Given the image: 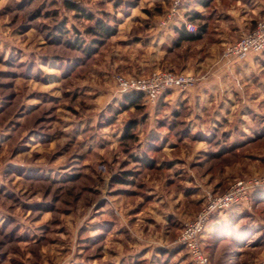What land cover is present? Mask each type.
I'll return each mask as SVG.
<instances>
[{
    "label": "rangeland",
    "instance_id": "1",
    "mask_svg": "<svg viewBox=\"0 0 264 264\" xmlns=\"http://www.w3.org/2000/svg\"><path fill=\"white\" fill-rule=\"evenodd\" d=\"M4 1L0 264H134L131 258L117 262L123 255L120 244L128 238L116 232L107 235L103 220L111 219L109 211L114 216L120 212L123 200L114 196L119 189L133 198L145 193L141 174L125 163L128 158L143 162L136 155L140 149L142 157L151 155L153 162L165 145L183 146L185 153L206 151L204 172L210 177L204 183L209 186L199 195V209L207 193L221 194L236 179L264 178V56L238 66L243 74L232 79L239 89L222 93L221 98L232 101L225 107L214 102L189 109L186 89H172V100L125 107L124 93L117 90L115 75L168 70L193 74L198 81L200 69L211 73L217 62L234 61L222 56L227 44L217 61L205 63L196 59L200 40L173 46L174 29L184 23V0L166 24L162 21L172 0ZM65 2L78 9L67 8ZM130 14L136 18L122 24ZM96 18L116 30L92 45L87 31ZM150 24L153 30L148 29ZM155 29L174 35L167 42L150 41L148 35ZM190 112L193 117L187 122ZM129 121L135 122L134 139L122 138ZM118 177L127 179L112 182ZM216 181L224 183L220 190ZM232 208L235 220L225 228L238 241L226 233L218 235L220 241L212 247L202 244L210 264H264V188L247 204ZM176 245L173 264H195L187 250Z\"/></svg>",
    "mask_w": 264,
    "mask_h": 264
},
{
    "label": "crops",
    "instance_id": "2",
    "mask_svg": "<svg viewBox=\"0 0 264 264\" xmlns=\"http://www.w3.org/2000/svg\"><path fill=\"white\" fill-rule=\"evenodd\" d=\"M3 2L5 1L3 0ZM3 4L1 3L0 6ZM263 11L264 0H184V20L186 21L188 16L197 13L199 18L190 22L197 27V22L201 21L200 25L204 26L197 39L201 43L199 44L201 47L196 53L197 61L200 63H205L206 60L217 61L220 49L237 39L239 34L250 29L255 19ZM130 12L132 13V11ZM132 16L136 18L135 15L130 14L124 17L122 24L131 23ZM145 18H141L140 21L148 22ZM153 22L152 20L150 23L153 24ZM151 24L148 29L153 30ZM173 35V31L162 30L159 32L155 29L148 36L150 41L167 42ZM256 56L258 55H248L244 59L230 62L231 64L219 61L216 68H212L211 73L202 72L200 69L198 71L201 74L200 79L192 87L186 88V94H184V100L190 106L189 109L214 102L218 107H225L227 103L232 105L230 99H223L221 95L227 92L233 93L239 89L238 84L232 79L243 74L239 71L238 66L246 64L248 60H252ZM262 87L263 98L261 101L264 106V87ZM172 97V90L166 91L157 99V102L162 99L172 100ZM209 97L212 101H209ZM198 116L197 118H199ZM192 117L193 114L190 112L186 119L187 122H190ZM190 124L193 130H196L194 125ZM228 136L233 138V135ZM143 152L144 150L140 149L136 155L141 158ZM160 154L161 157L155 162L152 161L151 155L143 162L132 161L131 158L125 161L126 166L132 164L133 173L138 172L139 176L141 174L145 193L133 198L127 196L126 189L123 188L124 192H122V188L119 189L121 192H117L114 196L118 200H123L120 212L114 216V213L109 211L111 219L103 220V229L107 231V235L116 232L118 236L128 238L127 241L120 244L123 246L121 250L123 255L118 259L119 263H124L127 258H131L135 262L134 264L140 262L143 264H173L174 260H177L178 254L177 243L174 241L176 235L182 224L195 215L201 205L199 195L203 194V191L209 186L204 183V180H208L210 177L208 173L204 172L208 161L204 149L185 153L183 146L169 147L165 145ZM234 167L235 165H233ZM216 183L217 190H220L224 185L219 181ZM235 217L234 208L216 214L207 223L202 235V244L212 247L218 243L220 240L213 234L220 231L221 228H225L226 225L233 224L232 221L235 220Z\"/></svg>",
    "mask_w": 264,
    "mask_h": 264
},
{
    "label": "built area",
    "instance_id": "3",
    "mask_svg": "<svg viewBox=\"0 0 264 264\" xmlns=\"http://www.w3.org/2000/svg\"><path fill=\"white\" fill-rule=\"evenodd\" d=\"M180 6L181 0H172L170 10L162 24L170 22ZM183 25L190 32L196 30V26L190 21L184 20ZM250 54H264V14L255 22L251 30L243 32L236 41L227 44L222 56L230 62L244 59ZM114 79L119 93L141 92L145 96V102L150 105L155 104L157 99L168 90L186 89L197 82V77L193 74L168 70L152 71L145 76L115 75ZM262 188H264V178L252 176L236 179L221 194L207 193L202 207L195 216L182 224L175 243L187 250L195 264H210L202 245V235L207 223L218 213L237 205L247 204L251 195Z\"/></svg>",
    "mask_w": 264,
    "mask_h": 264
},
{
    "label": "trees",
    "instance_id": "4",
    "mask_svg": "<svg viewBox=\"0 0 264 264\" xmlns=\"http://www.w3.org/2000/svg\"><path fill=\"white\" fill-rule=\"evenodd\" d=\"M64 5L69 9H78L77 6L70 2H65ZM88 18L91 20L93 19L92 15H88ZM199 18V15L197 13H194L193 15H190L187 17V20L194 21L195 19ZM203 25H197L196 30L193 32H190L185 29L184 25H180L178 28H176L177 36L173 41V46H180L183 42H193L196 41L201 34V31L203 30ZM115 27L112 25H109L107 23H104L101 19L96 18L94 19V24L88 28L87 33H90L92 35L91 44H100V42L103 39L109 38L115 33ZM87 50V49H86ZM91 47H88V53L91 51ZM123 100L126 103L125 107H138L143 101L145 102V96L141 92H127L123 95ZM135 122L129 121L126 123L124 127V132L122 135V138H131L134 139V136L131 133V130L134 128ZM147 159V156L144 155L141 157V160L144 161ZM125 180L123 177L114 178L112 182L122 181ZM226 229V231H225ZM229 234V239L234 240L235 242L238 241L236 238V235H233V232L231 230H227V228H221L220 231L217 233H214L213 236L217 237L220 234Z\"/></svg>",
    "mask_w": 264,
    "mask_h": 264
}]
</instances>
